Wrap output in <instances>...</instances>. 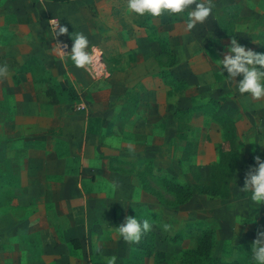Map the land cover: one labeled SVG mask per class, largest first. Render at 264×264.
<instances>
[{"label":"rangeland","instance_id":"374dc122","mask_svg":"<svg viewBox=\"0 0 264 264\" xmlns=\"http://www.w3.org/2000/svg\"><path fill=\"white\" fill-rule=\"evenodd\" d=\"M214 1L212 14L191 31L186 30L187 11L141 16L123 13L116 2L115 14L129 26L130 44L103 43L102 70L84 69L91 80L104 82L98 89L105 88L103 100L84 93L71 100L67 86H59L38 61L21 65L30 71L36 95L51 82L58 102L68 104L67 116L94 109L105 123L94 132L86 126L78 153L67 147L66 139L51 138L53 128L46 139L19 140V155L6 150L9 141L0 140V205L14 227L5 230L10 244L5 241L0 264H107L112 255L116 264H186L180 261L181 252L195 246L204 227L212 232L211 254L257 264L251 244L264 229V204L253 203L251 193L240 188L249 167L255 166L247 162V154L264 160V98L241 94L242 77L230 80L219 62L233 37L264 53V0ZM134 26H140L138 34ZM14 69L10 66L8 75L17 82ZM118 69L125 71L118 77V90L105 94L110 73ZM9 78L1 77V82L6 85ZM5 94L7 104L12 93ZM4 117L5 129L12 128L11 110ZM230 128L234 147L227 142ZM233 149L238 157L228 196L198 192L191 162L207 176L220 152L223 163L233 161ZM183 151L187 159L180 160ZM27 171L29 185L25 177L18 180L20 174L27 178ZM161 174L188 182L190 196L178 200L162 186ZM241 215L244 221L238 225ZM128 216L149 220L152 247L164 252L163 260L143 255L137 243L118 234L116 227ZM165 224L171 226L167 231ZM71 237L78 239V247Z\"/></svg>","mask_w":264,"mask_h":264},{"label":"crops","instance_id":"0c3cea01","mask_svg":"<svg viewBox=\"0 0 264 264\" xmlns=\"http://www.w3.org/2000/svg\"><path fill=\"white\" fill-rule=\"evenodd\" d=\"M126 1L0 0V67L7 65L8 72L11 66V69L15 68L14 71H17L18 74L17 82H14L11 78L12 74H7L10 78L6 85L1 82L0 77V140L9 141V147L6 144L8 152H15L16 155H19L20 151L16 149L19 140L46 139L53 128L51 138L66 139L69 142L67 147L78 153L82 147L84 148L83 142L86 135L84 129L86 126L88 130L91 128L94 132L105 123V119L100 114L93 113L94 109H92V113L89 109V113L85 115L67 116V103H63V101L55 104L48 103L43 93L45 84L41 90V95H36L33 87L34 83L29 78L31 76L30 71L17 70V67L27 59L38 61L40 68L51 73L59 86H72L78 93V97L84 93L86 97L92 95L96 98L97 94L98 98L103 100L104 98L100 95V92H103L105 88L98 89L104 82L91 80L84 68H77L74 65L70 59L71 45L75 34L83 33L88 38L89 45L97 44L100 49H102L101 45L105 42H110L115 46L122 44L124 41L127 44L126 46H129L128 35H126L129 26L115 14L116 2L119 3L118 10L123 9V13L128 14ZM229 1L231 0L225 2ZM91 7L95 12L94 14L90 12ZM52 18L59 20L61 25L66 26L68 34L54 37V32L49 23V19ZM139 27L134 26L135 34H138ZM57 40L67 45L65 51L69 53L65 54L64 59H61L55 51ZM12 70L11 73L14 72ZM122 71L123 69H118V71L110 73L106 84L108 91L105 94L118 90L121 84L118 77L120 74H125V71ZM9 91L12 94L7 96L9 100L6 104L3 97ZM92 106L94 108V102ZM9 110H11L13 125L12 128L5 129L4 122L6 120L4 116L8 114ZM237 132L238 130L235 129V134ZM72 142L77 144L73 147L70 144ZM31 149L23 151V155L29 154ZM91 161H93L92 158L87 162L90 163ZM25 172L23 171V173ZM27 172V178L25 175L20 174L18 180L21 182L22 178L25 177L26 179L24 178L23 181L27 180L29 185V171ZM198 175L203 182L207 181L210 170L207 176H204L202 172ZM31 181L33 184L35 182L34 178ZM15 195H18L16 191ZM6 216L9 217L4 213L3 205H0V253L3 252L5 244L9 243L7 238L9 239L10 235L6 234L5 230L8 228L12 232L14 229L12 224L7 222L9 219ZM27 228H30V223L26 225V230ZM15 261L19 263L18 257ZM11 264H13V261ZM27 264H31V262Z\"/></svg>","mask_w":264,"mask_h":264},{"label":"clouds","instance_id":"9594fccd","mask_svg":"<svg viewBox=\"0 0 264 264\" xmlns=\"http://www.w3.org/2000/svg\"><path fill=\"white\" fill-rule=\"evenodd\" d=\"M194 6V7H192ZM213 0H127V9L138 15L145 13L154 17L161 16L164 13L182 14L187 11L186 30L191 31L200 23L203 24L212 14L214 8ZM191 9V10H189ZM54 37L68 34V28L59 23L57 19L49 20ZM73 38V37H72ZM89 40L83 33H76L70 50V59L77 68L96 70L100 65V55L98 50L88 51ZM227 52L223 55L219 64L222 73L226 71V77L236 81L237 77H242L238 81V91L241 94H250L253 99L264 98V53L257 52L251 48H246L234 37L230 39L226 46ZM66 44L57 40L55 51L61 59L65 58ZM7 65L0 67V77H6ZM119 147L118 144L115 145ZM131 150V149H130ZM255 166H250L245 173L242 192L251 193V201L255 204H264V160L259 156L254 157ZM113 191L117 184H111ZM244 217L238 218V225L243 223ZM164 230L170 229V225H163ZM152 224L149 220L138 221L135 216H128L124 222L116 227L118 234L128 243H139L142 235L151 231ZM253 260L257 264H264V229L258 230L255 239L251 244ZM117 257L112 255L107 259V264H116Z\"/></svg>","mask_w":264,"mask_h":264},{"label":"trees","instance_id":"16d2710c","mask_svg":"<svg viewBox=\"0 0 264 264\" xmlns=\"http://www.w3.org/2000/svg\"><path fill=\"white\" fill-rule=\"evenodd\" d=\"M53 1L63 2L67 0H53ZM90 12L92 14L95 13L92 7L90 8ZM25 61H23L19 65L18 67L19 70H22L21 65ZM64 90L66 93H71L72 95L71 100L77 101L78 96L75 89H73L72 86H67ZM43 93L48 103L55 104L59 101L58 92L51 82L45 83V86L43 88ZM233 135H234V130L233 128H230L229 138L227 139V142H229L232 145L234 144ZM232 155H233L232 156L233 161L229 163V165H226L225 163H223V155L220 152V154L217 155V160L213 162L211 165L209 179L204 182L200 181L199 175L194 168V164L191 162L193 166L191 170V177L198 192L206 193L210 195H217L220 197L228 196L229 175L235 168V164L237 160L236 158L238 157V151L236 152V149L235 150L233 149ZM181 158L182 159L180 160H183L185 158L187 159L186 151H183V157ZM246 160L248 163L255 164L254 157L251 155H248L246 157ZM159 181L166 190L175 194L178 200H185L192 193V188L190 184L186 181L177 180L174 179L172 176L169 175L166 176L165 174H161ZM138 221L142 222L141 219H138ZM151 236L152 235L150 231L144 233L139 243H137V246L139 247L143 255L146 256L151 255L153 256L154 260L161 261L164 259V252L162 250L153 249ZM212 237H213L212 232L209 228L204 227L203 229H201L200 234L196 240L195 246L193 248L183 250L181 252L180 261L186 264H238L235 258L224 259L220 256L211 254V247L213 242ZM69 240L73 247L79 246V242L76 237H71Z\"/></svg>","mask_w":264,"mask_h":264},{"label":"built area","instance_id":"2783aa9c","mask_svg":"<svg viewBox=\"0 0 264 264\" xmlns=\"http://www.w3.org/2000/svg\"><path fill=\"white\" fill-rule=\"evenodd\" d=\"M49 20H51V19H49ZM51 26V25H50ZM63 44H65L64 42H62ZM98 50L99 52H100V48H98L97 46H95V45H91L90 46V48H89V52H92L93 50ZM101 53V52H100ZM101 55H100V65H101ZM96 71H98V72H100L101 71V68L99 67V66H97V68H96Z\"/></svg>","mask_w":264,"mask_h":264}]
</instances>
